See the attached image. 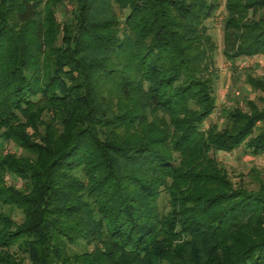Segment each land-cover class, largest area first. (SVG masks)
Here are the masks:
<instances>
[{"label": "trees", "instance_id": "16d2710c", "mask_svg": "<svg viewBox=\"0 0 264 264\" xmlns=\"http://www.w3.org/2000/svg\"><path fill=\"white\" fill-rule=\"evenodd\" d=\"M224 1V56L264 57V0ZM219 6L0 0V264H264V183L214 154H264V106L204 126Z\"/></svg>", "mask_w": 264, "mask_h": 264}, {"label": "rangeland", "instance_id": "374dc122", "mask_svg": "<svg viewBox=\"0 0 264 264\" xmlns=\"http://www.w3.org/2000/svg\"><path fill=\"white\" fill-rule=\"evenodd\" d=\"M68 9H71L70 4ZM225 16V1L220 0V6L214 17L206 21L217 44L215 66L211 68L218 74L215 80L218 107L215 113L206 120L204 124L206 127L214 122L221 123L220 116L223 107L241 106L246 108L248 100H254L259 106H264V103L258 97V92H254L246 81L247 71L252 70L256 75L264 74V57H246L238 62L236 68L233 67V64L227 60L223 53ZM214 154L226 167L235 184L244 181L247 185L259 187L260 182L264 183V154L254 155L246 149L245 145H241L233 152L219 151ZM165 202L166 194L163 193L159 199V206L163 207ZM76 248L79 249V247Z\"/></svg>", "mask_w": 264, "mask_h": 264}]
</instances>
